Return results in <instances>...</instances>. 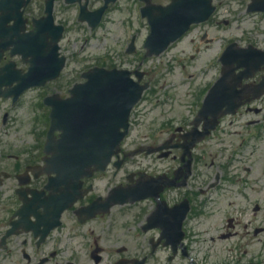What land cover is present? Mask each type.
Segmentation results:
<instances>
[{
    "label": "rangeland",
    "instance_id": "rangeland-1",
    "mask_svg": "<svg viewBox=\"0 0 264 264\" xmlns=\"http://www.w3.org/2000/svg\"><path fill=\"white\" fill-rule=\"evenodd\" d=\"M245 2L246 0H241V5L235 4L232 8H230V18H235L237 15L240 16L241 9L245 8ZM243 23L247 24L246 30L237 28L240 23H233L229 28L228 33L223 34L221 38H226L227 35H236L238 36V38H240L241 36L249 35V37L254 38L258 30L264 31V22L259 23L258 17L256 15L245 18ZM119 25L120 22L118 24L111 25L110 29L112 30L110 31L106 41L102 43L101 39L100 42L102 44L96 45V47H94L92 51L102 53L101 51H105L107 48H119V42L122 41V39L126 36L123 29L121 27H118ZM216 38L218 41H216L215 44L212 45V49L219 50L222 42L219 41L218 35H216ZM72 39L74 38L72 37ZM193 44L194 43L192 41H189L187 43L190 49V53L188 55L196 54L193 48ZM241 45H245V43H242ZM87 50L88 48H86L84 52H87ZM173 55L174 50L170 51L167 55L162 56L161 58H154L146 62V65L150 68L151 71L150 78L152 80L155 79L158 84L156 93H159L156 96L155 93L152 94L150 91L145 96L146 102L138 111V113L142 112V114L137 116V119L134 121L131 134L125 141L124 147H133L135 145L141 146L143 144L148 145L153 143L154 139L156 138L154 134V121L158 111L164 108L165 104L166 107H169V105L172 104L175 111L186 113L187 110L191 109L190 105L195 104L196 97L199 94L198 90L200 88H202L203 90L216 78V59L211 60L214 57L209 59L211 60V62L209 63V60L207 58L210 55L204 57L203 59H200L204 55V53H202L199 58L197 57L198 60L194 62H190L189 60H187L188 69L182 70L181 68L176 66L173 60H171V57ZM207 62L209 63V66H205ZM213 65L214 68L209 69ZM202 69L206 71L205 74L202 73ZM71 70L72 67L66 69L62 76V79H60V81L57 83L51 84L49 88L51 87L54 89L60 82L65 83L72 79L73 76L71 74ZM191 74H193V77L190 76ZM40 92H34L31 96L24 99L20 108L16 110V114H14V119H12V122L8 127L6 136L3 134L0 138V141L3 142V145L13 147L15 152L20 153L23 150L31 149L37 146L36 142L38 139L36 138V136H34L35 134H32V129H35L36 126L33 124L34 111L32 110L31 106L34 103V95ZM187 93H191L192 96L189 97ZM5 104L6 102H4L0 106V109L6 107ZM144 109L146 111L143 113ZM193 110H195V108ZM144 134H150V136L145 137ZM241 157H243L244 160H242ZM237 162H239L240 164V169H246L247 171L253 170L254 176H264V166H262L264 164V137L256 141V144L248 143L247 150L242 154V156L238 157ZM253 186L256 187V189L261 190L264 188V183L261 182L258 184H254ZM262 195L263 192H259L257 194L258 197ZM229 203L230 200L225 201L224 208H226V213L233 216H240V214L235 211L234 204ZM211 223L212 225L216 223L218 227L220 225L221 227H223V225H225L224 216H222V214L217 215L216 218L214 217L212 219ZM219 234L220 233L216 231V233L212 234L211 236H218ZM236 239L225 241L224 244H220L222 242H218V244H213L211 248L220 249L222 251V254H226L228 252L227 250H229L230 247L236 250L245 249L244 245L239 246ZM239 241H245L248 243L251 241V237L249 236L246 240L240 239ZM225 246L227 247V250L225 249ZM250 248L251 252L259 253L263 255L262 258H264V242L261 243L254 241L252 242V246H250Z\"/></svg>",
    "mask_w": 264,
    "mask_h": 264
},
{
    "label": "flooded vegetation",
    "instance_id": "flooded-vegetation-1",
    "mask_svg": "<svg viewBox=\"0 0 264 264\" xmlns=\"http://www.w3.org/2000/svg\"><path fill=\"white\" fill-rule=\"evenodd\" d=\"M7 59V57H6ZM207 149V146L204 147ZM173 166L171 168H167L166 172L159 170L157 173V192L159 199H151L143 202L136 203L134 205H130L131 209L130 213L134 214V218L140 223L142 220H145L147 217L153 212L157 211L163 217L164 221H160V223H166V219H172L173 221H178L184 219L182 230L184 232V237H186L189 217H193L197 219L199 217V213L197 211L205 210L206 205L202 198H205V191L203 189V185L210 179V173H206V167L209 166L207 163L202 164V170H198L196 167V162L193 164L192 172L190 175V179L188 181V185L186 188H183L184 192L179 193L180 188L173 185V179L175 178V174L182 167V164H179V158L177 153H173ZM195 160V158H194ZM200 166V164H198ZM17 170V168H16ZM183 178L178 180L176 184H178ZM38 182H41L43 185L41 189L38 187ZM46 182V178L42 177L34 184V189L42 190L44 188V183ZM184 201L188 202L189 211L183 207H179V204ZM143 204V206H139ZM149 204V206H147ZM21 206L20 200L11 199L7 197L5 194L0 195V252L6 251V253L2 256V262L11 261V257L14 255L16 249L17 253H20L21 257L27 262H11V264H117L118 262H113L112 259L103 257V249L100 251L101 255H99V259L94 261L92 257V252L90 253L91 261L84 262L76 259L75 262H66L63 259H58L61 255V250L63 249V240L61 238L62 231L64 230L62 225L49 231L51 226L55 224L58 220L57 216L54 214L44 213V216L51 217V224H47V227L38 226L37 232L39 234H47L44 241L40 243V237L36 238L34 232H30L28 229V223L23 222L22 224L17 223V220L20 218L18 214V209ZM197 209V211L195 210ZM44 212V211H43ZM42 212V213H43ZM32 213V212H29ZM13 222H16L15 229L17 232L10 236L4 243H2L4 234L11 228ZM197 230L203 229V224L200 220H197ZM11 224V225H10ZM195 228H193L194 230ZM48 231V233H47ZM54 231V232H53ZM60 231V232H59ZM149 231L150 233H156V237L153 236L149 239V246L156 252L157 249H162L164 247L165 241L161 239L162 231L160 228ZM147 232V233H149ZM192 232L189 230V233ZM53 233V234H52ZM145 237V236H144ZM141 235H138L137 239H134V245L139 243ZM192 234L188 235L185 239L186 242V250L189 253H194L191 251L192 247ZM73 240L75 242V246H79L80 248L88 249L90 247L91 251L96 248L95 243H89L87 237L79 232L74 233ZM5 244V249H2V245ZM185 244V243H184ZM143 247V245H139ZM132 247V239L129 233L126 234L124 243H123V251L127 252ZM27 252L28 256L25 254ZM144 254L143 248H139L134 254V261H138V259H142ZM52 256V257H50ZM182 257V256H181ZM129 260L131 258H128ZM45 260V262H42ZM145 262H124V264H216V262H196V259L193 258H178L175 257L173 259L167 258L166 262H162V259H157L155 257L145 258ZM250 263V262H247ZM246 263V264H247ZM217 264H243V262H217Z\"/></svg>",
    "mask_w": 264,
    "mask_h": 264
},
{
    "label": "water",
    "instance_id": "water-1",
    "mask_svg": "<svg viewBox=\"0 0 264 264\" xmlns=\"http://www.w3.org/2000/svg\"><path fill=\"white\" fill-rule=\"evenodd\" d=\"M163 21L164 18L160 17L156 23ZM157 30L164 31V28L159 26ZM228 74L227 72L226 75ZM103 76L105 77L102 81L104 87H99L101 91L96 100L97 103L94 102L93 105H89L85 111L86 125H84L85 121L81 125L80 118H78L74 123V129L62 136L57 144L58 147L63 148H83L82 154L93 155L94 161L99 165H105L117 149L124 136L119 133V128L126 126L130 109L138 101L140 95V92H135L127 86H120L117 79L112 78V74H104ZM114 84L117 85L113 86ZM218 85L224 86V81L221 80ZM112 103L114 105L110 106ZM118 107L124 109L123 118L122 113L115 111L113 120L110 117V110Z\"/></svg>",
    "mask_w": 264,
    "mask_h": 264
}]
</instances>
